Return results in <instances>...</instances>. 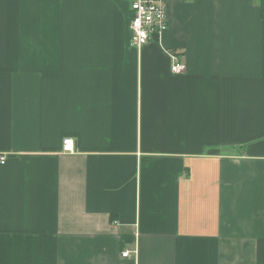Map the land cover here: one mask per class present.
Instances as JSON below:
<instances>
[{
	"label": "crops",
	"instance_id": "obj_1",
	"mask_svg": "<svg viewBox=\"0 0 264 264\" xmlns=\"http://www.w3.org/2000/svg\"><path fill=\"white\" fill-rule=\"evenodd\" d=\"M165 4L0 0V264H264V0Z\"/></svg>",
	"mask_w": 264,
	"mask_h": 264
},
{
	"label": "built area",
	"instance_id": "obj_2",
	"mask_svg": "<svg viewBox=\"0 0 264 264\" xmlns=\"http://www.w3.org/2000/svg\"><path fill=\"white\" fill-rule=\"evenodd\" d=\"M133 15L130 22L132 31V44L143 46L152 38L160 39L168 28V15L165 0H131ZM171 69L175 73H183L187 69L186 62L178 53L172 54ZM63 151L73 153L75 142L72 137L63 140ZM4 161V157L1 158ZM128 250L123 252L126 256Z\"/></svg>",
	"mask_w": 264,
	"mask_h": 264
}]
</instances>
